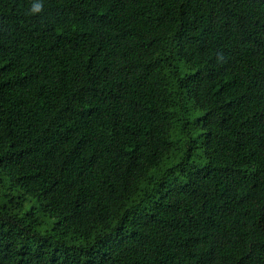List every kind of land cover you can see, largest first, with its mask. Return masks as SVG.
Segmentation results:
<instances>
[{"label":"trees","instance_id":"1","mask_svg":"<svg viewBox=\"0 0 264 264\" xmlns=\"http://www.w3.org/2000/svg\"><path fill=\"white\" fill-rule=\"evenodd\" d=\"M0 264H264V0H0Z\"/></svg>","mask_w":264,"mask_h":264},{"label":"clouds","instance_id":"2","mask_svg":"<svg viewBox=\"0 0 264 264\" xmlns=\"http://www.w3.org/2000/svg\"><path fill=\"white\" fill-rule=\"evenodd\" d=\"M43 5L41 3H34L30 9V13H36L42 9Z\"/></svg>","mask_w":264,"mask_h":264}]
</instances>
